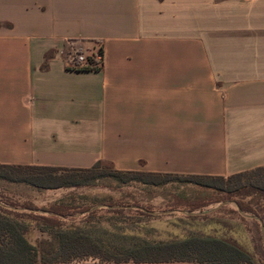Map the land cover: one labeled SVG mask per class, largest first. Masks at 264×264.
<instances>
[{
  "label": "crops",
  "instance_id": "obj_1",
  "mask_svg": "<svg viewBox=\"0 0 264 264\" xmlns=\"http://www.w3.org/2000/svg\"><path fill=\"white\" fill-rule=\"evenodd\" d=\"M99 48L101 69L67 61ZM97 162L225 177L264 166V0H0V163ZM43 191L52 204L70 188Z\"/></svg>",
  "mask_w": 264,
  "mask_h": 264
},
{
  "label": "trees",
  "instance_id": "obj_2",
  "mask_svg": "<svg viewBox=\"0 0 264 264\" xmlns=\"http://www.w3.org/2000/svg\"><path fill=\"white\" fill-rule=\"evenodd\" d=\"M102 53V49H98ZM89 56V65L79 70L96 69ZM100 179L117 184L161 186L169 183L194 184L230 196H236L241 210L264 224V166L229 176L162 173L119 170L106 162L90 168L9 165L0 163V180L24 183L39 190L91 186ZM248 199L247 203H244ZM196 207H200L196 206ZM53 214L41 215L46 222L40 226L49 237L32 244L27 233L29 225L17 214L0 205V264H69L89 258L101 262H165L189 261L201 264H254L253 254L239 241L217 235H190L168 241L141 240L130 245L108 244L83 227L63 228L60 220L69 214L59 207Z\"/></svg>",
  "mask_w": 264,
  "mask_h": 264
},
{
  "label": "rangeland",
  "instance_id": "obj_3",
  "mask_svg": "<svg viewBox=\"0 0 264 264\" xmlns=\"http://www.w3.org/2000/svg\"><path fill=\"white\" fill-rule=\"evenodd\" d=\"M43 190L0 180V205L29 225L27 237L34 245L46 224L41 215H50L55 206L69 214L60 220L63 228H86L108 244L217 235L236 239L253 254L254 264H264V232L241 210L236 196L194 184L121 185L100 179L91 186L71 187L65 199L48 204Z\"/></svg>",
  "mask_w": 264,
  "mask_h": 264
},
{
  "label": "built area",
  "instance_id": "obj_4",
  "mask_svg": "<svg viewBox=\"0 0 264 264\" xmlns=\"http://www.w3.org/2000/svg\"><path fill=\"white\" fill-rule=\"evenodd\" d=\"M93 67H97L96 69H101L103 66V53L97 52L95 55L90 56ZM67 61L74 68L79 70L83 65H89V55H86L82 52H74L68 54Z\"/></svg>",
  "mask_w": 264,
  "mask_h": 264
},
{
  "label": "water",
  "instance_id": "obj_5",
  "mask_svg": "<svg viewBox=\"0 0 264 264\" xmlns=\"http://www.w3.org/2000/svg\"><path fill=\"white\" fill-rule=\"evenodd\" d=\"M222 204H224V203H222ZM239 211H240V209H239ZM252 217V216H251ZM259 219V218H258ZM260 220V219H259Z\"/></svg>",
  "mask_w": 264,
  "mask_h": 264
}]
</instances>
